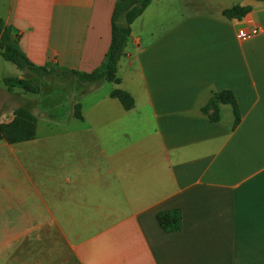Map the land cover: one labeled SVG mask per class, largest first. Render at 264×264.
<instances>
[{"label":"crops","instance_id":"crops-1","mask_svg":"<svg viewBox=\"0 0 264 264\" xmlns=\"http://www.w3.org/2000/svg\"><path fill=\"white\" fill-rule=\"evenodd\" d=\"M115 1L0 0V18L32 63L89 72ZM234 5L249 10L226 18ZM252 27L261 0H150L119 83L52 74L37 92L2 84L25 73L0 53V123L18 106L37 118L33 138L0 139V264H264V30L238 37ZM225 90L237 123L213 99ZM170 209L181 228L166 232Z\"/></svg>","mask_w":264,"mask_h":264},{"label":"trees","instance_id":"trees-1","mask_svg":"<svg viewBox=\"0 0 264 264\" xmlns=\"http://www.w3.org/2000/svg\"><path fill=\"white\" fill-rule=\"evenodd\" d=\"M264 2V0H261ZM150 0H116L111 16V40L103 61L95 69L89 72L68 69L64 67H46L32 63L24 54L19 44V34L16 29L0 18V53L2 57L14 63L18 69L31 71L41 77L52 74H71L83 83H94L102 80L119 83L117 64L125 54L126 43L130 36L131 23L143 12ZM248 7L234 5L223 11L226 18H241L247 12ZM2 84L9 90L19 87L23 91L37 92L39 86L27 78L4 77ZM111 96L118 98L124 109H130L134 100L125 90L116 88ZM215 101L229 103L232 107L234 122L239 120V108L234 95L228 91H220L214 94ZM216 110V109H215ZM216 111L214 117L216 118ZM75 115L79 116L78 105L75 107ZM37 118L30 109L18 106L14 109L13 118L6 123H0V139L8 143H17L29 140L36 134ZM156 218L166 232L177 231L181 228V211L170 209L160 211Z\"/></svg>","mask_w":264,"mask_h":264},{"label":"built area","instance_id":"built-area-1","mask_svg":"<svg viewBox=\"0 0 264 264\" xmlns=\"http://www.w3.org/2000/svg\"><path fill=\"white\" fill-rule=\"evenodd\" d=\"M264 30V28L263 27H252L251 29H249V30H240L239 32H238V37L240 38V39H247V38H249L250 36H252V35H255V34H257V33H260V32H262Z\"/></svg>","mask_w":264,"mask_h":264},{"label":"rangeland","instance_id":"rangeland-1","mask_svg":"<svg viewBox=\"0 0 264 264\" xmlns=\"http://www.w3.org/2000/svg\"><path fill=\"white\" fill-rule=\"evenodd\" d=\"M25 78L31 80L34 84L38 85V78L36 76H39L31 71L24 70ZM39 86V85H38ZM63 88V87H61Z\"/></svg>","mask_w":264,"mask_h":264}]
</instances>
